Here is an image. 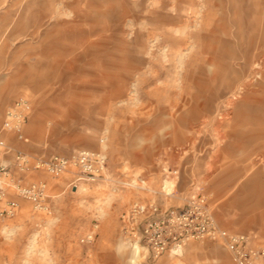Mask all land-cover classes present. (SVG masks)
Here are the masks:
<instances>
[{"label":"rangeland","instance_id":"obj_1","mask_svg":"<svg viewBox=\"0 0 264 264\" xmlns=\"http://www.w3.org/2000/svg\"><path fill=\"white\" fill-rule=\"evenodd\" d=\"M18 97L30 111L25 140L2 132L12 149L106 165L91 183L29 172L48 209L18 199L0 264H130V205L197 192L221 231L264 246V0H0V126ZM141 247L135 264H234L219 241Z\"/></svg>","mask_w":264,"mask_h":264},{"label":"built area","instance_id":"obj_2","mask_svg":"<svg viewBox=\"0 0 264 264\" xmlns=\"http://www.w3.org/2000/svg\"><path fill=\"white\" fill-rule=\"evenodd\" d=\"M29 111V100L18 97L3 112L0 126V222L18 213V199L31 202L35 209H48L46 182H23L33 170L44 171L55 178L73 168L74 183L95 182L105 170L106 157L101 151L81 149L69 155L35 158L12 149L2 138V132H13L16 139L25 140L23 125ZM121 219L126 239L145 247L153 258L167 251L180 252L191 240L221 242L234 264H251L264 258V246L254 245L251 235L226 234L220 230L208 200L201 192L191 195L181 207L164 206L156 201L134 202ZM92 236L88 233L86 239L90 240Z\"/></svg>","mask_w":264,"mask_h":264},{"label":"bare ground","instance_id":"obj_3","mask_svg":"<svg viewBox=\"0 0 264 264\" xmlns=\"http://www.w3.org/2000/svg\"><path fill=\"white\" fill-rule=\"evenodd\" d=\"M36 76V75H34ZM38 76V75H37ZM38 82V81H37ZM142 247L140 245H134L130 252L129 262L135 264L137 258L140 256Z\"/></svg>","mask_w":264,"mask_h":264}]
</instances>
